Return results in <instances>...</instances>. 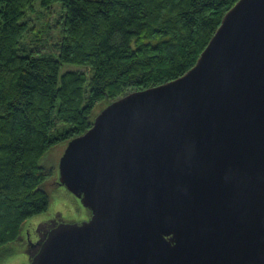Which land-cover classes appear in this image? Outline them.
I'll list each match as a JSON object with an SVG mask.
<instances>
[{"label":"water","instance_id":"water-1","mask_svg":"<svg viewBox=\"0 0 264 264\" xmlns=\"http://www.w3.org/2000/svg\"><path fill=\"white\" fill-rule=\"evenodd\" d=\"M58 184L90 217L29 264H264V0H238L182 76L102 108Z\"/></svg>","mask_w":264,"mask_h":264},{"label":"trees","instance_id":"trees-1","mask_svg":"<svg viewBox=\"0 0 264 264\" xmlns=\"http://www.w3.org/2000/svg\"><path fill=\"white\" fill-rule=\"evenodd\" d=\"M237 1L0 0V251L48 208L43 156L84 134L95 110L186 73ZM53 15L57 35L35 44ZM62 64L85 71L59 76ZM59 222L39 224L36 242Z\"/></svg>","mask_w":264,"mask_h":264},{"label":"rangeland","instance_id":"rangeland-1","mask_svg":"<svg viewBox=\"0 0 264 264\" xmlns=\"http://www.w3.org/2000/svg\"><path fill=\"white\" fill-rule=\"evenodd\" d=\"M56 16L53 15L51 22L49 23L51 28L47 27L39 28V30L33 33L34 38L38 43L43 44L48 38L47 35H53V38H49V45L57 35L53 20ZM43 37V40L39 41V38ZM54 51V50H53ZM48 51L47 49L42 50V53H46L49 56L56 57V53ZM65 71H85L80 65L62 64L59 70V76ZM100 107V106H99ZM100 109V108H99ZM98 109V110H99ZM95 110V114L98 113ZM67 143L62 142L54 146L49 152H47L40 160V164L45 168L51 170L52 176L45 182L43 188L49 195V205L47 210L42 213L35 215L28 219L23 225L21 231V237L16 243L5 245L1 248L0 257H2L0 264H29L30 254L27 252L28 244H34L37 240L38 232L36 231L39 224L46 223L57 216L65 223H79L86 221L89 216V212L81 205L80 201L68 192L64 187L57 186L58 183V163L64 152Z\"/></svg>","mask_w":264,"mask_h":264},{"label":"flooded vegetation","instance_id":"flooded-vegetation-1","mask_svg":"<svg viewBox=\"0 0 264 264\" xmlns=\"http://www.w3.org/2000/svg\"><path fill=\"white\" fill-rule=\"evenodd\" d=\"M90 217V213H89V216H88V218ZM39 232V231H38ZM40 233V232H39ZM44 233V232H43ZM39 236V234L37 235V237Z\"/></svg>","mask_w":264,"mask_h":264}]
</instances>
